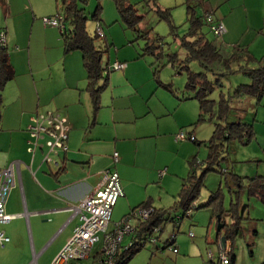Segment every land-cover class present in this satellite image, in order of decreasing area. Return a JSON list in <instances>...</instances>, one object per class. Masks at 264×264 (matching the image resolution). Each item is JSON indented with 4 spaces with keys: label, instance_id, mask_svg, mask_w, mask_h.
Here are the masks:
<instances>
[{
    "label": "crops",
    "instance_id": "obj_1",
    "mask_svg": "<svg viewBox=\"0 0 264 264\" xmlns=\"http://www.w3.org/2000/svg\"><path fill=\"white\" fill-rule=\"evenodd\" d=\"M193 1L222 20L226 27L221 37L224 43L246 46L251 51L255 42H261L264 50V0ZM59 11L56 0H0V31L6 33L12 65L15 68L17 59L26 53L28 79L37 92L38 108L44 107L42 113L58 112L70 127L67 151L50 152L47 141L53 138L49 136L39 138L33 147L35 140L28 131L33 109L22 105V114L2 115L0 170L13 161L20 163V170L6 204V213L15 217L0 224L10 239L4 246L0 244V264H53L79 224L78 217H72L71 207L97 189L106 169L119 173L124 191L112 212L108 226L112 231L117 221L141 203L150 201L156 208L172 206L189 173V162L197 157L199 145L188 140L178 142L175 136L183 129L199 140L194 130L199 102L180 100L159 85L148 59L139 58L129 46L113 59L103 58L104 64L127 62V68L105 73L99 82L105 86L96 107L87 90L82 54H65L59 29L43 24L44 17ZM195 13L204 16L197 8ZM35 48L43 51L44 65L35 62L36 67L32 66ZM158 78L169 83L160 75ZM171 84L174 86L173 79ZM114 152L119 153L117 162ZM47 154L50 162L44 160ZM131 223L138 226L136 219ZM133 235L124 236L120 252L134 241ZM176 247L178 253L170 251L179 264L183 259L180 253L189 252L193 245L181 241ZM102 248L100 234L87 259L103 262ZM165 248L164 244L162 250Z\"/></svg>",
    "mask_w": 264,
    "mask_h": 264
},
{
    "label": "trees",
    "instance_id": "obj_2",
    "mask_svg": "<svg viewBox=\"0 0 264 264\" xmlns=\"http://www.w3.org/2000/svg\"><path fill=\"white\" fill-rule=\"evenodd\" d=\"M190 1L192 2L190 3ZM56 2L59 12L64 18L63 30L58 29L63 38L65 54L73 51L81 52L88 79L87 90L90 92L97 107L100 93L105 86H99V82L104 78L105 73L113 70L111 66L115 62L104 64L103 58L106 50L97 46V40L101 39L102 36L106 37V31L102 24L101 4L93 15L98 24L96 33L93 36L87 30L88 17L83 6L86 0H56ZM114 3L120 18L125 23V29L133 33V42H144L142 46L140 43L138 44L141 48V52H138V57L150 56L153 58L150 66L153 68L157 83L178 95L180 100H198L200 111L194 125L204 121L215 120L214 131L207 141L196 140L193 134L195 139L192 142L199 146L205 144L209 150L208 158L204 162L206 168L202 167L204 170L199 174L197 157H193L189 162V173L183 179L181 189L172 206L156 208L150 201H147L125 215L128 216L139 208L152 210L148 220H138V226L135 227L133 233L134 241L128 248L118 253L115 264H127L146 245H139L138 242L147 240L151 236L159 239V235L156 236V233L162 232L168 222L174 223V226L179 229L181 220L190 216L193 210L200 207H209L213 216L220 218V222L224 224L222 230L218 231V236L222 235L221 232L224 230L226 240L232 243V252L227 264H236L237 257L234 253L233 239L241 232V223L244 218L239 214L238 203L233 205L232 211L225 210L223 206L224 194L221 188L210 193L208 200L202 206L198 204V199L204 186L205 176L209 171H216L225 176L231 191L234 190L237 194L246 192L249 196L257 197L264 203V176L257 175L245 182L242 177L230 175L227 169H219L221 161L226 158L225 153L231 141L238 140L247 144L256 136L252 123L242 119L231 120V101L232 99L252 98L258 104L261 102L264 96V55L257 58L246 46L224 43L221 40L222 36L215 35L211 30L210 23L206 19V13L203 17L196 15L195 11L198 3L195 4L193 0H188L187 21L189 22V27L183 35L177 32V27L173 24L171 8L163 9L157 0H141L140 3H133L131 0H114ZM138 4H141L142 8ZM152 11L159 20H165L171 24L172 31L170 34L174 41H178L183 51L181 55L180 51L168 52L167 54L163 43L164 37L153 33L144 24L148 13ZM214 19L219 20L215 17ZM1 32L6 36L4 31ZM117 61L125 63L127 68V62ZM193 63H197L198 66L192 67ZM164 66H170L175 74L185 76L186 81L183 90L179 91L171 83H164L158 78ZM197 67L200 69H197ZM235 72L243 73L249 78V82L239 84L235 88L234 94L229 97L222 94L218 102L211 99L210 94L215 90L216 84L217 86H222L223 81ZM211 75H213L214 78L212 79H215L214 81L210 78ZM15 76V68L7 52V43L3 44L0 42V131L2 130V109L4 107L3 91L7 83L13 80ZM215 111L217 112L215 113ZM226 215H230L233 219L231 224L225 223L224 217ZM156 229H158L157 232H155ZM176 234L177 232L164 242L165 247H176ZM209 259L210 264H224L219 255L216 258L214 256L209 257Z\"/></svg>",
    "mask_w": 264,
    "mask_h": 264
},
{
    "label": "rangeland",
    "instance_id": "obj_3",
    "mask_svg": "<svg viewBox=\"0 0 264 264\" xmlns=\"http://www.w3.org/2000/svg\"><path fill=\"white\" fill-rule=\"evenodd\" d=\"M131 1L133 3L141 2V0ZM157 2L163 9L171 8L170 12L172 14L173 24L177 27V32L180 35H183L189 27V22L187 21L189 8L188 0H157ZM191 2L192 1H190V3ZM196 2L197 1H195V4ZM83 4L88 17L87 30L89 34L93 36L96 33V27L98 25L93 18V15L101 4L102 24L106 31V37L102 36L101 39L97 40V46L100 49L106 50L104 60H106L105 58L108 56L113 59L119 51L131 48L129 46H133L137 53L141 52V48L138 44L140 43L142 46L144 42H133V33L132 31L125 29V23L119 16L114 0H86ZM138 6L140 7L141 4H138ZM196 8L199 15H204L207 12V9L203 8L200 4H197ZM145 21L144 24L150 28L153 33L164 37L163 43L167 54L168 52L172 53L176 51H180V55L182 54L183 51L181 50L178 41H174V38L170 34L172 31L170 23L165 20H159L153 11L148 13ZM209 37L212 38L211 35H209ZM250 49L257 58L264 55L261 42H255ZM42 52L43 51L38 48L32 49L31 64L33 67H36L35 62H40L42 65L46 63ZM75 53L80 54L81 52L79 53L76 51ZM144 58L148 59L149 63L153 61V58L150 56ZM17 60L18 62H16L15 65L16 76L14 77V80L7 83L8 86H6L3 91L4 107L2 109V115L4 113L5 115L22 114V105H26L27 108L33 109V117L38 112L42 113L41 111H44L45 109L44 107H39L40 109L38 108L39 100L37 92L34 90V86L31 85L28 79L30 77L28 74L30 71V62L26 53ZM72 63L75 62L73 61ZM68 65H70V61H67L66 66ZM80 66L82 67V62L80 63ZM195 66H198L197 63L192 64V67ZM198 68L199 67H197V69ZM160 76L165 80L168 79L167 81L169 83H171L173 79V87L180 90H182L186 81L184 75L175 74L170 66H164L161 70ZM210 78H214L213 75H211ZM212 80L214 81L215 79ZM247 82H249V78L243 73H232L225 81H223L222 86H217L216 84V88L210 94V98L218 102L222 94L229 97L234 94L235 88L239 84ZM178 85H180V88ZM42 100L44 101V99ZM231 105V120L236 121L242 119L243 121L252 123L256 131V136L247 144L238 140L231 141L228 144V150L225 153L226 158L221 161V167L219 169H227L230 175L242 177L246 182L251 177L257 175L264 176V96L259 104L255 99L244 98L232 99ZM216 112L217 111H215V113ZM214 122L215 120L204 121L194 125L195 134L199 141H207L210 139L215 127ZM208 153L209 150L205 144L197 146L196 155L197 165H199V174L204 170L202 167L206 168L204 162L208 158ZM219 188H221L224 194V209L232 211L233 205L238 203L237 207L240 210L239 214L244 217L241 223V232L233 239L234 253L237 257L236 264H263L264 203L257 197L249 196L246 192L237 194L234 190L231 191L226 182L225 176L220 172L209 171L205 176L204 186L201 190L198 204L202 206L206 203L210 193L218 191ZM236 190H238V188H236ZM224 221L226 224H231L233 219L230 215H226ZM217 227L218 218L213 216L211 209L209 207H200L199 209L193 210L190 216L181 220L179 229L174 227V223L172 222L166 223L163 231L156 233V236L159 235V239L148 242L134 256V258H132L133 260L131 259L127 264H175L176 255L170 251L171 248L168 247L162 250V247L165 244L164 242L173 236L175 232H177L176 245H180L181 241L193 245V248H190L189 252L182 251L180 253L182 254L181 258L183 259H181L179 264H210L209 252L211 251L215 258L218 257L220 253V240H222V237H225L224 230L221 232L222 235L218 236ZM190 232L193 233V237L189 236ZM156 244L158 245L157 248L155 246ZM76 261H79L81 264H106L102 261H96L94 263L92 258L75 260V262Z\"/></svg>",
    "mask_w": 264,
    "mask_h": 264
},
{
    "label": "built area",
    "instance_id": "obj_4",
    "mask_svg": "<svg viewBox=\"0 0 264 264\" xmlns=\"http://www.w3.org/2000/svg\"><path fill=\"white\" fill-rule=\"evenodd\" d=\"M60 12L53 16L44 17L43 23L45 26L57 27L63 30L64 21ZM206 19L210 23L211 30L217 36H222L226 32V27L222 20H215L211 12H206ZM100 32V30H99ZM0 42L5 44L6 37L3 32L0 33ZM111 68L113 70H124L125 63L115 61ZM70 127L67 121L61 117L58 112L48 111L47 113H37L31 118V123L28 126V131L33 138V147L38 144V139L43 136L52 137V140L47 141L50 147V152L56 149L67 151ZM195 139L193 134H187L185 131H180L176 134L175 140L193 141ZM34 151L33 148L29 149ZM114 161L119 160V153L114 152ZM45 161L50 162L51 157L47 154L44 158ZM20 163L13 161L8 166L0 170V224L11 221L15 216L6 213V204L8 202L10 192L16 185V179L19 174ZM164 171L161 172V175ZM124 196V191L121 185L119 173L112 168L106 169L102 174V179L98 184L96 190L89 193L77 204L71 207L72 217H78L79 224L74 230L72 238L68 241L65 248L57 255L53 264H70L71 261L81 260L89 257L90 252L96 242L100 240V234H103V262L106 264H115L116 257L121 250V243L125 235L133 234L135 227L132 225L131 220L146 221L151 216V209H137L132 214L123 217L120 221L116 222L115 228L108 231V226L111 222L113 209L119 200ZM71 217V218H72ZM158 229L155 230L157 232ZM193 237V233H189ZM10 239L0 230V244L4 246ZM156 241V238L151 236L147 240L138 242L139 245H145L148 242ZM132 242L126 247L128 248ZM125 248V249H126ZM171 250L178 253V248L173 246ZM219 256L224 264L228 263L230 254L232 252L231 241L219 243ZM212 252H209L211 258Z\"/></svg>",
    "mask_w": 264,
    "mask_h": 264
},
{
    "label": "water",
    "instance_id": "obj_5",
    "mask_svg": "<svg viewBox=\"0 0 264 264\" xmlns=\"http://www.w3.org/2000/svg\"><path fill=\"white\" fill-rule=\"evenodd\" d=\"M223 227H224V224L221 223V222H220V218H218V227H217V230H218V231H221ZM222 241H223V242H226L227 240H226L225 237H222Z\"/></svg>",
    "mask_w": 264,
    "mask_h": 264
}]
</instances>
